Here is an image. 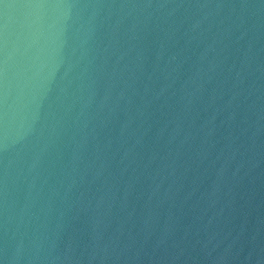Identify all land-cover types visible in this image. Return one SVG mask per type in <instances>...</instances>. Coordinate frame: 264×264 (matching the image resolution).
Masks as SVG:
<instances>
[{"label":"water","instance_id":"water-1","mask_svg":"<svg viewBox=\"0 0 264 264\" xmlns=\"http://www.w3.org/2000/svg\"><path fill=\"white\" fill-rule=\"evenodd\" d=\"M0 264H264V0H0Z\"/></svg>","mask_w":264,"mask_h":264}]
</instances>
